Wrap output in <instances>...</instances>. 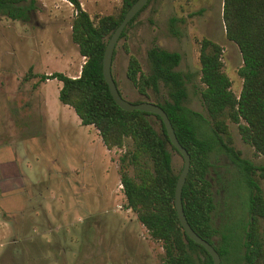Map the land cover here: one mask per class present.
I'll return each instance as SVG.
<instances>
[{
	"label": "rangeland",
	"instance_id": "obj_1",
	"mask_svg": "<svg viewBox=\"0 0 264 264\" xmlns=\"http://www.w3.org/2000/svg\"><path fill=\"white\" fill-rule=\"evenodd\" d=\"M79 2L95 20L115 11L120 0ZM24 13L25 17L20 19L0 12V160H11L14 172L29 180L24 191L30 190V194L16 198L23 205L22 215L7 213L4 204H0V264H32L39 259L42 264H57L55 249L48 243L64 233L75 238L71 244L77 254L84 256L90 248L91 256L82 260L83 264H98L103 253L107 255L105 244L109 242L111 252L124 254L127 264H138L141 246L136 237L150 253L145 256V264L158 263L162 256L160 242L150 238L134 212L124 207L118 166L129 139L121 147L104 149L96 128L81 124L73 109L59 101L60 81L48 75L53 71L76 75L84 59L70 38L73 4L68 0H36ZM170 16L176 18V34L169 31ZM202 36L221 45L222 69L230 79L231 90L237 94L241 85L237 68L242 60L236 44L224 34L221 0H149L113 47L110 70L121 96L131 101L143 98L124 73L129 53L147 71L145 52L149 46L176 50L180 59L175 68L185 78L183 102L201 114L198 129L208 133L210 123L199 97L202 83L197 40ZM42 74L47 77L41 79ZM149 119L157 128L155 116L149 115ZM228 130L231 144L240 150L241 156L256 164L264 162L241 140L234 123L228 122ZM170 151L171 165L176 171L182 158L178 152ZM208 160L207 176L214 204L212 225L219 230L242 232L247 214L234 163L216 148L208 153ZM125 170L132 173L130 165ZM259 185L264 193V177L259 179ZM41 206L59 210L51 213L49 219L60 229L44 232L39 224L32 223L41 219L39 214L35 215ZM15 219L27 220V228L19 232L18 241L13 243L7 222ZM65 223H70L66 229ZM218 238L219 233L213 235V242ZM44 255L46 260L41 258ZM111 260L105 261L111 264Z\"/></svg>",
	"mask_w": 264,
	"mask_h": 264
},
{
	"label": "trees",
	"instance_id": "obj_2",
	"mask_svg": "<svg viewBox=\"0 0 264 264\" xmlns=\"http://www.w3.org/2000/svg\"><path fill=\"white\" fill-rule=\"evenodd\" d=\"M35 1L0 0V12L23 19L25 9L32 7ZM69 1L76 10L70 22V38L84 59L76 75L61 71L48 74L60 81L59 101L73 109L81 124L93 125L107 149L121 147L125 139H129L118 166L124 207L134 212L150 238L160 242L162 256L157 264H209L210 255L184 233L177 219L173 189L180 167L173 170L170 150L178 151L169 142L159 116L140 109L120 108L102 76L105 42L133 0H120L115 11L99 15L95 20L80 6L79 0ZM141 8L129 19L119 37L124 36L126 27ZM175 19L174 16L169 18V31L173 34L177 33L173 26ZM221 19L226 38L233 41L240 52L242 62L237 73L241 85L237 94L231 90L230 79L222 69L221 45L205 36L198 38L202 83L199 97L210 123L208 133L198 129L201 114L183 102L185 78L175 68L180 59L178 51L149 46L145 52L147 71H143L137 57L129 53L124 73L143 96L132 101L148 100L160 105L177 140L189 154L181 203L191 228L213 244L220 264L224 261L264 264V193L259 185V179L264 177V162L256 164L241 156L240 150L231 144L228 130V122L234 123L241 140L264 160V0H221ZM123 49L128 52L124 43ZM149 115L158 120L157 128ZM214 148L226 153L236 168L247 214L242 232L219 230L212 225L214 204L207 171L208 153ZM126 165L131 166V174L126 172ZM217 233L219 238L214 243L212 236Z\"/></svg>",
	"mask_w": 264,
	"mask_h": 264
},
{
	"label": "crops",
	"instance_id": "obj_3",
	"mask_svg": "<svg viewBox=\"0 0 264 264\" xmlns=\"http://www.w3.org/2000/svg\"><path fill=\"white\" fill-rule=\"evenodd\" d=\"M79 68H80V66H79ZM78 121H79V119H78ZM85 125L92 126L91 124H85ZM95 132L97 134V137H98L100 143L103 145V143L100 139V136L97 133V130H95ZM103 147H104V149H107L104 145H103ZM107 150H109V149H107ZM0 159H1V157H0ZM11 164H12L11 160H8V159L0 160V192H1L0 193V204H4L6 212L7 211L10 213L17 212V213L22 215L24 213V209H22L23 205L20 206L19 202H17L16 198L30 194V190L27 189L29 193L26 190L24 191L26 185H28L29 180H28L26 175L15 173L13 168L11 167ZM58 212H59V210L54 209L50 206L39 208V210L37 212H35V215L39 214V218H41V219L36 218V220H33L32 223H35L36 225L39 224L42 227V231H44V232L56 231V230L60 229V226L57 225L56 223H52L49 218H50L51 213L56 214ZM29 216L31 217L32 214L30 213L28 215V217ZM7 223H8L7 225H9V228L7 227V232L11 233V241H13V243H14V242L18 241L17 236L19 235V232L24 231L27 228V220L25 221L23 219H21V220L15 219V220H12L11 222L8 221ZM68 224H70V223H65V225H64L65 229H66V225H68ZM52 225H53V227L51 228ZM140 225L142 227H144L141 223H140ZM144 229H145V227H144ZM66 239H68L69 242H66ZM74 239L75 238H72L71 235L67 236V234L64 233L59 238L54 237V239L50 243H48L50 248L55 249V253H56L55 261L57 262V264H83L84 262L82 260H84L88 256L89 257L91 256L90 252L88 253V251H91L90 248H88V247L86 249L84 256L77 254L78 253L77 249L73 248L72 244H71L72 240H74ZM136 240L138 241V243L141 246V248L139 250V255L137 252V255L139 258L138 264H145V262H146L145 256L149 255L150 253L144 249L142 242L139 241L137 237H136ZM110 244H112V243L109 242L108 244H105V245H107V248H105L107 255H105L103 253L101 258L99 259L100 262L98 264H109V263H106V261H105L106 259L107 260L112 259L111 264H120V263L127 264L125 262V260H127V258L124 257V254L122 255V254H118L119 252L115 253V252L110 251L111 250ZM87 245L91 246L89 242L87 243ZM36 256L38 257L40 255L37 254ZM41 258L44 260L46 257L44 255ZM31 259H33V257ZM127 262H128V260H127ZM32 264H42L41 259L37 260V262L32 263Z\"/></svg>",
	"mask_w": 264,
	"mask_h": 264
},
{
	"label": "water",
	"instance_id": "obj_4",
	"mask_svg": "<svg viewBox=\"0 0 264 264\" xmlns=\"http://www.w3.org/2000/svg\"><path fill=\"white\" fill-rule=\"evenodd\" d=\"M147 0H133L131 4L124 11L121 19L110 32L102 51L101 58V72L104 81L107 84L108 91L114 100V102L122 109H140L147 112L157 114L165 128V132L168 136L169 142L175 147L178 153L181 155L182 164L177 173L174 189H173V207L176 212L177 219L184 231V233L192 239L194 242L199 243L207 251L211 257V262L209 264H220V256L217 250L214 248L213 244L206 239L199 236L189 225L184 215L181 203V187L184 182L185 176L189 168V154L187 150L179 143L177 140L173 127L169 121V118L163 108L148 100H140L133 102L131 100L125 99L119 93L115 80L112 77L110 70V63L112 57L113 47L119 37L120 32L129 21V19L145 4Z\"/></svg>",
	"mask_w": 264,
	"mask_h": 264
},
{
	"label": "built area",
	"instance_id": "obj_5",
	"mask_svg": "<svg viewBox=\"0 0 264 264\" xmlns=\"http://www.w3.org/2000/svg\"><path fill=\"white\" fill-rule=\"evenodd\" d=\"M69 3H71L69 0H68ZM72 4V3H71ZM76 13V10L74 9V14Z\"/></svg>",
	"mask_w": 264,
	"mask_h": 264
}]
</instances>
